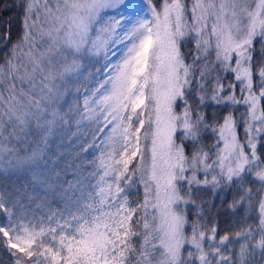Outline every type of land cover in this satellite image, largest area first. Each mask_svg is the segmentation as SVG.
<instances>
[{
  "label": "snow or ice",
  "instance_id": "6c2138e0",
  "mask_svg": "<svg viewBox=\"0 0 264 264\" xmlns=\"http://www.w3.org/2000/svg\"><path fill=\"white\" fill-rule=\"evenodd\" d=\"M13 6L18 35L11 21L0 35V177L26 179L0 185V247L14 264H264V0ZM208 101L245 112L209 122ZM233 185L229 208L258 197V222L217 243L215 227L200 230L198 193Z\"/></svg>",
  "mask_w": 264,
  "mask_h": 264
},
{
  "label": "trees",
  "instance_id": "16d2710c",
  "mask_svg": "<svg viewBox=\"0 0 264 264\" xmlns=\"http://www.w3.org/2000/svg\"><path fill=\"white\" fill-rule=\"evenodd\" d=\"M15 3L18 4L19 0H15ZM14 0H0V35H3L7 27L9 26L7 24L8 21H11V32L13 39L18 35L19 31V19H20V13L18 9L13 6ZM183 51L190 52L193 51V45L192 43H188V45L183 48ZM3 53L0 52V55ZM233 80V77L231 75H228L226 79L223 80V83L225 86H227L231 81ZM236 95L239 97L238 94V87L236 88ZM228 92H225L224 95H228ZM209 95H211L209 93ZM244 109L243 106H232L229 105L228 107H225L223 105H216L212 101H208L206 107L202 108L201 111L206 113L208 115L209 122H211V118L213 116L219 115L222 117L225 113L232 111L234 112L237 119L240 118L241 112ZM239 135L241 139H243L244 131L243 126L241 122V127L238 129ZM206 144L212 143V137L211 134H208L205 136ZM258 152L261 154L262 158H264V145L260 146L258 148ZM7 178L0 177V185H4L7 188L12 189L13 191L20 190L21 185L25 182V177L22 178H16L12 181V178L8 181L11 183H3L4 179ZM203 179V177H200ZM245 187H250L252 189V192L255 194L257 192L258 184L253 183L251 181V178L247 179L245 181ZM29 191L31 192V186L29 187ZM23 194V193H21ZM42 195V194H41ZM201 200L205 201L203 204V213L202 218L198 220V223L200 225V230L204 231L208 236L212 235V229L213 227L216 228V242H219V239L221 236L228 234L229 236L234 237L235 232L241 231L244 228L251 225L253 228L256 227L258 222V216L255 210V205L258 204V197L256 200L253 201V209L247 210L244 207H238L235 211L229 208L230 202L233 200L234 195L236 198H239V193L236 191L235 185H233L232 188L221 192L218 195H213L211 190H205L201 189L198 193ZM135 199V195L132 197ZM201 200L197 201V204H200ZM210 202V203H209ZM59 202L54 201L52 203V206L55 208ZM247 203V202H245ZM42 211L47 212V208H43ZM196 208L189 207L188 208V218L189 223L196 219ZM190 228L188 230V234L190 235ZM259 234H257L258 238ZM228 244V247H237L239 246V242L233 241L232 243L226 242ZM206 250L207 244L205 245ZM224 255L228 254V249L224 248ZM187 255V251H185V256ZM0 264H14V261L9 257L8 252L0 247Z\"/></svg>",
  "mask_w": 264,
  "mask_h": 264
},
{
  "label": "rangeland",
  "instance_id": "374dc122",
  "mask_svg": "<svg viewBox=\"0 0 264 264\" xmlns=\"http://www.w3.org/2000/svg\"><path fill=\"white\" fill-rule=\"evenodd\" d=\"M238 94H240L239 93V87H238ZM245 112V108L242 110V112L241 113H244ZM22 177H24L21 173H17L16 175H14V176H10L8 179H4L3 180V183H11V182H8L11 178H12V181L13 180H15L16 178H22ZM258 238H259V236H258ZM257 238V239H258Z\"/></svg>",
  "mask_w": 264,
  "mask_h": 264
}]
</instances>
